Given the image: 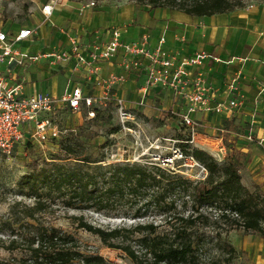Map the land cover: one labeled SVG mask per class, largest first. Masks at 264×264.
Segmentation results:
<instances>
[{"label":"crops","instance_id":"obj_1","mask_svg":"<svg viewBox=\"0 0 264 264\" xmlns=\"http://www.w3.org/2000/svg\"><path fill=\"white\" fill-rule=\"evenodd\" d=\"M20 1L30 5V18L19 21L11 13L13 5L3 1L0 29L11 34L30 28L32 35L16 43L23 51L66 47V35L70 34L89 53L93 45L100 47L107 41L110 28L118 27L126 42L146 36L150 48L161 37L163 53L172 56L176 63L205 53L200 64L182 65L187 74L183 92H190L196 78L201 76L209 106L236 100L238 106L230 111H203L196 117L204 138L216 140L223 150L225 138L230 146L241 151L245 157L239 172L243 185L264 192V106H258L259 101H264V3L199 16L169 7L135 10L130 0H101L93 6L85 5L88 0H59L46 18L40 11L41 1ZM31 44H36V48L30 49ZM93 66L94 74H91L87 66L75 65L73 61L52 64L40 59L21 68H11L9 75L22 83L25 94L42 91L59 96L65 89L79 86L89 95L106 93L134 107L141 99L146 109L154 103L173 112L184 109V98L159 84L148 86L143 92L144 75L125 73L120 52L108 60L94 62ZM111 74L123 75L124 79L106 82ZM214 132L216 135L209 137ZM197 147L211 150L207 143ZM241 249L252 253L254 264H264V237L245 235Z\"/></svg>","mask_w":264,"mask_h":264},{"label":"trees","instance_id":"obj_2","mask_svg":"<svg viewBox=\"0 0 264 264\" xmlns=\"http://www.w3.org/2000/svg\"><path fill=\"white\" fill-rule=\"evenodd\" d=\"M130 1L135 10L148 5L199 16L243 7L239 0ZM94 111L96 117L98 107ZM117 129L118 126L112 128V132ZM181 139L183 144L176 146L182 154L191 156L205 168L202 179H190L153 162H117L106 168L99 164L89 166L94 160L81 153L77 139L62 134L53 140L50 146L57 153L52 152L49 161L47 157H35L30 172L20 179L21 186L26 188L24 194L34 199L32 204L14 201L4 220L6 225L17 224L23 231H16L7 241L0 238V245L9 251L19 248L23 253L20 257L0 259V264H116L98 253L81 250L72 234L40 222L38 214L51 210L57 202L63 207L96 212L127 206L132 208L130 218L144 217L147 213L159 215V222L137 221L105 229L90 224L80 215L75 217L77 227L96 234L106 246L120 249L135 264H221L215 258L200 259V252L208 242L205 232L198 229L207 225L212 216L216 221H225V230L236 227L244 234L264 237V192L243 185L233 161L218 162L205 150L190 147L189 135ZM25 147L41 154L40 148L31 144ZM18 205L20 210L16 209ZM162 224L164 227L160 229ZM214 232L210 240L225 248L223 262L228 264L236 249L222 242L219 231Z\"/></svg>","mask_w":264,"mask_h":264},{"label":"rangeland","instance_id":"obj_3","mask_svg":"<svg viewBox=\"0 0 264 264\" xmlns=\"http://www.w3.org/2000/svg\"><path fill=\"white\" fill-rule=\"evenodd\" d=\"M3 1L13 5L10 9L11 13L19 21L23 22L30 18L28 10L30 5H23V1L20 0H0V3ZM238 2H241L244 7L249 4L264 3V0H239ZM140 7L149 6L141 5ZM6 12H8V9ZM34 48H36V44H31L30 49ZM96 104L99 113L93 119H85L83 110H80L78 115L70 114L66 116L68 115L66 114L61 116L59 122V124H62L61 127H68L63 135L77 139L81 153L90 156L91 160H94L89 166L99 164L106 168L108 164L117 162H135L138 164H150L153 162L161 167H168L161 162V158L170 156L172 147L175 145L180 146L179 144H183L181 143V138L184 139L187 135H190L189 129L180 124L178 116L167 108L162 109L159 103H154L148 109L144 107L145 102L137 107L125 104L127 110L134 114V118L126 121L124 126L119 120L117 106L114 102L108 103L106 100H102L101 103ZM117 126L118 129L112 132V128ZM203 131L202 127L197 126L193 141L189 142L190 147H197L198 144L207 143L211 150H205L206 152L211 154L218 162L233 161L238 167V172H240L245 162V157L241 151L230 146V143L225 138L222 139L225 145L224 150L219 149L216 140L202 136L204 134ZM215 135L214 132L209 137H214ZM40 150L41 154L37 150L25 147L23 143L17 145L9 154L0 153V238L4 240L11 238L16 231H23V228L18 227L17 224L8 226L4 223V220L8 217L9 206L14 201L31 205L34 200L32 196L24 194L26 188L20 184L21 176L30 172V165L35 157L48 158L56 152V149L48 144L43 145ZM65 162L72 163L73 160ZM189 164V160L180 159L177 164L173 163L172 167L175 172L185 177L196 180L202 179L204 176L200 173L199 168ZM20 207L21 205H18L16 209L20 210ZM131 210V207L119 205L115 209L96 212L93 209L80 210L63 207L57 202L51 210L42 212L38 216L43 225L54 226L72 234L80 243L81 250L85 252L98 253L116 264H135L120 249L106 246L96 234L77 227V221L75 220V217L80 215L90 224L104 229L114 226H128L137 221L155 220L159 222L160 220L159 215L149 213L144 217L130 218L128 214H130ZM224 222L222 220L216 221L212 216L207 225L198 229V232H205L208 242L203 251L200 252V259L215 258L220 260L221 264H224L223 258L226 257L225 248L221 249L214 239L210 240V237L215 233L214 231H219L222 242H227L236 249L234 257L228 261V264H254L252 253L241 249V243L245 235L250 234H244L240 228L236 227L225 230L226 223ZM163 227L164 224L160 226V229ZM137 236L135 233L134 237ZM22 253L19 248L9 251L0 245V259H9L12 256L20 257Z\"/></svg>","mask_w":264,"mask_h":264},{"label":"built area","instance_id":"obj_4","mask_svg":"<svg viewBox=\"0 0 264 264\" xmlns=\"http://www.w3.org/2000/svg\"><path fill=\"white\" fill-rule=\"evenodd\" d=\"M38 1H41L40 11L46 18L59 2V0ZM96 1L88 0L85 5L93 6ZM31 35L30 28H21L11 34L0 29V153L9 154L17 145L23 143L31 144L37 148H41L45 144L51 145V142L58 139L68 128H63L62 124H59L61 116L79 114L80 110H83L85 119H91L95 114L94 107H98L96 103H101L102 100L116 104L122 126L126 121L134 118V114L127 110L121 99L111 98L106 93L103 96L89 95L79 86L65 89L59 96L42 91L25 94L22 83L9 75L11 68H21L40 59L52 64L73 61L75 65L87 66L89 72L94 74V62L108 60L120 52L125 73L133 72L135 75H144L143 92L148 86L159 84L162 88L170 89L174 95L184 98V109L181 112L172 111V113L178 116L182 126L189 129L188 142L193 141L196 128L200 125L196 117L198 112L210 110L227 112L238 106L235 99H230L224 104L209 106L204 96L206 88L202 84L201 76L196 78L190 92H183V88L187 84V74L182 65L200 64L206 54L200 52L176 63L172 56L163 53L161 37L150 48L146 36H142L136 41L126 42L121 37L120 29L112 27L109 29L107 41L100 47L93 45V49L89 53L85 52L86 50L82 48L77 38L70 34L66 35V47L51 46L38 52L19 49L16 43ZM116 79H124V76L111 74L106 82L111 83ZM231 88H233L232 85ZM143 103L144 101L141 99L137 102L138 105ZM258 106H264V101H259ZM64 122L66 123V121ZM128 129L130 130V128ZM171 153L170 156L161 158V162L166 166L173 169L172 164L176 161L189 160V165L197 166L200 173L205 176V168L191 156L183 155L178 146H173Z\"/></svg>","mask_w":264,"mask_h":264}]
</instances>
